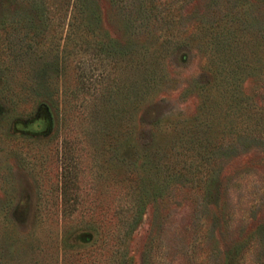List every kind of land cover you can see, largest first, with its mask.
<instances>
[{
    "label": "rangeland",
    "instance_id": "1",
    "mask_svg": "<svg viewBox=\"0 0 264 264\" xmlns=\"http://www.w3.org/2000/svg\"><path fill=\"white\" fill-rule=\"evenodd\" d=\"M0 264H264V0H0Z\"/></svg>",
    "mask_w": 264,
    "mask_h": 264
},
{
    "label": "trees",
    "instance_id": "2",
    "mask_svg": "<svg viewBox=\"0 0 264 264\" xmlns=\"http://www.w3.org/2000/svg\"><path fill=\"white\" fill-rule=\"evenodd\" d=\"M76 7L77 8H81V4H79V3H77V5H76ZM42 9L45 11V10H47V7L45 6V5H42ZM48 11V10H47ZM4 29H6L5 27H4ZM18 32H20V30H17ZM5 32H7L8 33V31L7 30H5ZM5 39H7L8 40V42H6V44L4 45L7 49H9L10 50V52L11 53H13V55L15 56V58L17 59V61L20 59V58H22L23 57V55L27 52V50H25L24 49V45L23 44H21L20 42H18V44H19V46H17V42H15V41H13L12 39H9V36H8V34H6V38ZM15 42V43H14ZM28 48V47H27ZM15 59V60H16ZM43 86H41V88H38L39 90H40V92L42 93V91H44V88H42ZM219 89H220V87H219ZM37 92V91H36ZM37 94H40L39 92H37ZM228 109V111L229 110H232V112H236L237 114H238V116H240V117H245V114H246V111L248 110V109H246V107L245 106H239V105H237V107H235L234 105H232V104H229V105H227V108H226V110ZM238 109V110H237ZM231 111H230V113H232ZM228 113V112H227ZM248 135H249V137H252V138H254V135H253V133L251 132V131H248V133H247Z\"/></svg>",
    "mask_w": 264,
    "mask_h": 264
}]
</instances>
